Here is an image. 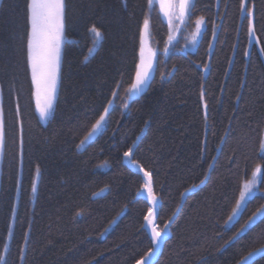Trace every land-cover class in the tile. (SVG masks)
Returning a JSON list of instances; mask_svg holds the SVG:
<instances>
[{
    "label": "trees",
    "instance_id": "obj_1",
    "mask_svg": "<svg viewBox=\"0 0 264 264\" xmlns=\"http://www.w3.org/2000/svg\"><path fill=\"white\" fill-rule=\"evenodd\" d=\"M26 3L0 0V107L6 133L0 154V255L18 194L7 264H135L149 251L142 227L148 206L136 198L144 183L122 160L146 124L133 160L153 174L160 227L175 212L181 194L208 175L182 205L156 264H237L263 246L264 216L253 218V213L264 206V151L259 147L264 136L259 55L264 0H252L260 44H249L240 0H192L195 7L170 45L168 26L158 9L149 12L147 0H65L60 77L46 124L35 111L26 64ZM145 15L155 67L149 86L128 101L125 90L134 80ZM200 17L204 30L184 51L178 37L185 20L192 30ZM92 24L100 38L89 31ZM114 82L122 87L106 127L78 147L112 98ZM257 165L255 193L229 220ZM253 264H264V257Z\"/></svg>",
    "mask_w": 264,
    "mask_h": 264
},
{
    "label": "snow or ice",
    "instance_id": "obj_2",
    "mask_svg": "<svg viewBox=\"0 0 264 264\" xmlns=\"http://www.w3.org/2000/svg\"><path fill=\"white\" fill-rule=\"evenodd\" d=\"M154 0H147V6L149 12L152 10ZM251 4V6H249ZM160 6L162 10L170 8L172 6V0H160ZM179 7L182 13L190 14V10L194 9L195 5L190 4V0H179ZM255 5L252 4V0H240L239 12L242 20H247V34L249 38V44L255 42V44H260L261 39L256 35V27L254 24L255 18ZM167 15V12H165ZM65 19H66V4L65 0H27L26 3V22L28 25L26 32V64L28 69L31 72V83L34 91V96L36 98V110L39 113V118L41 120H47L54 108V102L57 94V84L60 77V53H61V43L64 37L65 29ZM204 23V18L200 17L196 20L197 24V34L200 33V25ZM149 27L148 16L145 15L143 20V30H147ZM216 26L213 25V37L216 36L215 31ZM143 30L141 31V42L139 56L140 60L135 65L134 69V80L131 82L130 87L125 91L127 94V100L132 101L134 98H138L140 94L144 91L146 87L149 86V72L152 69V63L149 61L145 64L144 61V48H143ZM95 37L100 38L101 32L95 24L89 29ZM169 37V41H171ZM211 47V45H209ZM165 54L168 52V49H164ZM261 54H264V47L260 48ZM245 56H248L249 53L246 51ZM154 56V54H153ZM207 65H204V70L207 71ZM163 78V77H162ZM122 87L121 82H114V89L110 90L111 99L107 100V106L102 105V111L97 112L98 119L95 120V123L91 126V131L83 140L80 141L79 146H83L88 140H90L96 133L101 129L106 127L110 110H114L113 105L115 100L119 98L118 89ZM204 97L203 90L201 91V99ZM124 109H129L130 105L127 102L123 103ZM207 105L205 104V109ZM15 115L17 118V123L19 124V130L21 133V145L23 144L22 134H23V120L21 118V109L19 103L16 105ZM5 118L4 110L0 107V154H2L5 144ZM139 139V137H137ZM136 142L133 141V145L128 147L127 150L123 153L125 158L131 159L133 156L134 148ZM259 147L261 151H264V136L261 137L259 142ZM133 163H135L133 161ZM139 172L143 173V190L147 192V199L149 207L147 208V214L143 216L144 224L142 227L150 230V244L153 247H150L149 251L141 256L139 259L135 260V264H156L152 257L156 254L159 245L163 242V238L168 229V224H165L163 227L157 223V211L156 205L158 197L154 193L153 188V174L150 170H145L142 165H136ZM211 167V165H209ZM36 179L32 181V192L35 193L36 181L40 175V167L36 166ZM261 166L257 165L252 172L253 179L248 180L244 184V188L240 191L239 199L236 201V207L233 208V215L229 217V220H232L236 213L237 209L241 207V203L245 201V198L248 194L251 193L253 186L256 181L255 178L260 174ZM17 181V185H19ZM203 183V181H201ZM193 187H198V185H193ZM187 191V190H186ZM137 195H140L138 192ZM183 195V194H182ZM13 216H15L16 208L13 206L11 209ZM259 214L264 216V206L257 209L256 213H253V218ZM175 215V213H173ZM172 217H169V222H171ZM248 225H244V228ZM244 229L242 228L241 231ZM12 235V227L8 228V236ZM25 242H27V234H25ZM227 243V242H226ZM8 245H4V251L7 252ZM264 250V249H261ZM261 250H256L257 252ZM253 256V253H249L248 257H245V261L248 262L249 259ZM21 261L24 259L23 249H21L20 255ZM0 264H7L5 257L0 255Z\"/></svg>",
    "mask_w": 264,
    "mask_h": 264
},
{
    "label": "rangeland",
    "instance_id": "obj_3",
    "mask_svg": "<svg viewBox=\"0 0 264 264\" xmlns=\"http://www.w3.org/2000/svg\"><path fill=\"white\" fill-rule=\"evenodd\" d=\"M165 2L167 3V0H165ZM191 2H192V0H190V4H191ZM178 5H179V1L178 0H172V6L170 8L165 9V10H162L161 6H160V0H154V4H153V7H152V8L155 7L156 9H158V12L160 13L163 21L166 23V25L169 28V34H170L169 37H171V38L174 37L175 33L177 32V29H178V26H179V22H180V17H179V12H178ZM165 12H167V15L165 14ZM186 24H187V21L185 20V23H184V25H183L180 33H179V37H178L179 42L182 40V42L184 43V47H185V49L183 48L184 51L185 50H190V49H192L194 47V45L198 41L202 31L204 30V24L200 25L199 26L200 27V33L197 34V27H198L197 24L195 25V27L192 30L189 29ZM142 30H143V26H142ZM63 42H64V37H63V41L61 43V50H62ZM140 42H141V35H140V41H139V50H140ZM179 42H178V44L176 46L179 45ZM96 44H97V42H96ZM143 48H144V61H145V64H147L149 61H151V63H152V69L149 72V76L151 78L152 74H153L154 67H155L156 50H155V46H154V43H153V40H152V37H151V33H150V30H149V27H148L147 30H143ZM174 49H177V48H174ZM153 54H154V56H153ZM60 60H61V53H60ZM139 60H140V56H139L138 62H139ZM29 71H30V69H29ZM30 77H31V72H30ZM34 91H35V89L33 88L34 106H35V111H36V113L38 115V118H39V113L36 110V98L34 96ZM48 119L47 120H41L39 118V120L43 124H46ZM256 186H257V184L255 183V185L252 188L251 193L246 196L245 201H243L241 203V207L239 209H237V213H236L235 217L238 215V213L240 212V210L244 206V204L247 201V199H249L253 195V193H255ZM243 188H244V185L242 187V190H243Z\"/></svg>",
    "mask_w": 264,
    "mask_h": 264
},
{
    "label": "water",
    "instance_id": "obj_4",
    "mask_svg": "<svg viewBox=\"0 0 264 264\" xmlns=\"http://www.w3.org/2000/svg\"><path fill=\"white\" fill-rule=\"evenodd\" d=\"M179 1V0H178ZM178 12H179V16H180V24H179V27H178V31L180 30V28H181V26H182V24H183V22H184V18H185V13H182L181 12V10H180V7L178 6ZM177 31V32H178ZM176 37H177V33L175 34V36H174V38L171 40V41H169L168 42V45H170L175 39H176ZM259 51V50H258ZM259 55H260V58H261V61H262V63L264 62V58H263V56L261 55V53L259 52ZM146 131H147V124L142 128V130L140 131V133L138 134V136L137 137H139V139H135L134 141L136 142V146H135V148H134V152H133V156H134V153H135V150H136V148H137V146H138V144L140 143V141H141V139L144 137V135L146 134ZM133 145V143L131 144V146ZM130 146V147H131ZM218 153H219V150H217V152H216V155H215V158H214V160L217 158V156H218ZM133 156L131 157V159H128V158H125L124 157V155H123V158H122V160H123V165L130 171V172H132V173H134V174H136V175H138L141 179H142V177H143V173L142 172H139L138 171V169H137V167H136V163H133ZM211 169V168H210ZM207 179H208V175L204 178V180H203V183H200L199 185H198V187H193V188H190V189H188L187 191H184L182 194H181V196H180V200H179V204H178V206H177V208H176V210H175V215H173L172 214V219H171V222H169V220L166 222V224H168L169 226H168V229L166 230V234H165V236H164V238H163V242L159 245V247H158V250H157V252H156V254L152 257V259L155 261V262H157L158 261V259H159V257L161 256V253H162V250H163V247H164V244L168 241V239L170 238V226H171V224L174 222V220H175V218H176V216L178 215V212L180 211V209H181V207H182V205L184 204V202H185V200L187 199V197L188 196H190L191 194H193V193H195L199 188H201L205 183H206V181H207ZM142 181H143V179H142ZM143 183H144V181H143ZM153 188H154V185H153ZM139 193H140V195H136V198L137 199H143L145 202H146V204H147V206L149 207V203H148V199H147V192L145 191V190H143V188L141 189V190H139L138 191ZM137 192V193H138ZM155 193V192H154ZM17 201H18V194L16 195V199H15V203H14V206H15V208H16V212H17ZM158 209H159V200L157 201V205H156V211H157V217H158ZM16 214V213H15ZM147 214V213H146ZM14 218H15V216H13V214H12V218H11V223H10V226L12 227V231H13V227H14ZM145 222L143 221V224H144ZM143 229L145 230V232H146V234H147V236H148V238L150 239V230L149 229H146V228H144L143 227ZM12 236V235H11ZM11 236H8L7 237V241H6V244L8 245V243H9V241H10V239H11ZM151 247H153L152 245H151ZM261 249H264V245L263 246H261V247H258V248H256L255 250H252L251 252H249V253H253V256L249 259V261L248 262H246L245 261V257H248V255H249V253L248 254H246L237 264H253L255 261H257L258 259H260V258H262V257H264V250H261ZM256 250H261V251H259V252H257ZM7 252H3V256L5 257V254H6Z\"/></svg>",
    "mask_w": 264,
    "mask_h": 264
},
{
    "label": "bare ground",
    "instance_id": "obj_5",
    "mask_svg": "<svg viewBox=\"0 0 264 264\" xmlns=\"http://www.w3.org/2000/svg\"><path fill=\"white\" fill-rule=\"evenodd\" d=\"M134 161V160H133ZM136 163V162H135ZM136 164H138V163H136Z\"/></svg>",
    "mask_w": 264,
    "mask_h": 264
}]
</instances>
